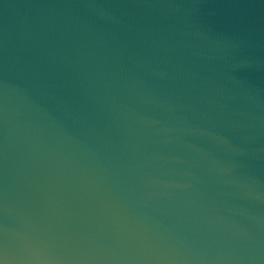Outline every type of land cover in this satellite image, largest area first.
Returning <instances> with one entry per match:
<instances>
[{
  "label": "water",
  "instance_id": "obj_1",
  "mask_svg": "<svg viewBox=\"0 0 264 264\" xmlns=\"http://www.w3.org/2000/svg\"><path fill=\"white\" fill-rule=\"evenodd\" d=\"M0 264H264V0H0Z\"/></svg>",
  "mask_w": 264,
  "mask_h": 264
}]
</instances>
